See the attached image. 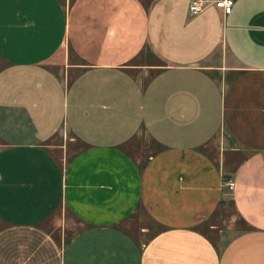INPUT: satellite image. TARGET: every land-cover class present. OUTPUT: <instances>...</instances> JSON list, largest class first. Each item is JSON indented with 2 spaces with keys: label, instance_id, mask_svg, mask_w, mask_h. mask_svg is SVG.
<instances>
[{
  "label": "crops",
  "instance_id": "obj_1",
  "mask_svg": "<svg viewBox=\"0 0 264 264\" xmlns=\"http://www.w3.org/2000/svg\"><path fill=\"white\" fill-rule=\"evenodd\" d=\"M190 2L0 0V264H264V0Z\"/></svg>",
  "mask_w": 264,
  "mask_h": 264
},
{
  "label": "rangeland",
  "instance_id": "obj_2",
  "mask_svg": "<svg viewBox=\"0 0 264 264\" xmlns=\"http://www.w3.org/2000/svg\"><path fill=\"white\" fill-rule=\"evenodd\" d=\"M70 2H73V0H70ZM147 60L148 61H152L153 59L151 57H147ZM153 61H154V64H160L159 66H162L164 64L162 59H155ZM157 70H158V68H153V69L149 68L147 74H145L146 75V79L149 78L150 76H152ZM145 143H147L146 144L147 146H148V144H150L147 140H145ZM151 147L153 149V146H151ZM147 149L149 151L150 147H147ZM227 183H228V181H227ZM222 212H223V215L226 218L225 221L227 220L229 223L233 224L234 226H236L238 228L243 227L241 219H239L238 216L236 215V213H235V211L233 209V206L231 205L230 202H228V201L225 202V205L223 206Z\"/></svg>",
  "mask_w": 264,
  "mask_h": 264
},
{
  "label": "built area",
  "instance_id": "obj_3",
  "mask_svg": "<svg viewBox=\"0 0 264 264\" xmlns=\"http://www.w3.org/2000/svg\"><path fill=\"white\" fill-rule=\"evenodd\" d=\"M210 0H191L189 9L191 14L202 12ZM217 6L222 7L226 13H230L233 9L234 0H214ZM229 185L233 186L234 182L229 181Z\"/></svg>",
  "mask_w": 264,
  "mask_h": 264
}]
</instances>
